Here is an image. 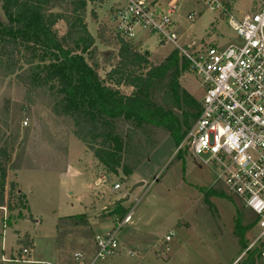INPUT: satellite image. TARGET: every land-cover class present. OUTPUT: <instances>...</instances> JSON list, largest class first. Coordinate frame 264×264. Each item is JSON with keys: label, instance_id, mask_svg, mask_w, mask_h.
<instances>
[{"label": "rangeland", "instance_id": "obj_1", "mask_svg": "<svg viewBox=\"0 0 264 264\" xmlns=\"http://www.w3.org/2000/svg\"><path fill=\"white\" fill-rule=\"evenodd\" d=\"M88 1L86 21L96 37L97 52L87 58L99 65L98 72L105 77L116 61L112 55L118 25L115 11L125 1ZM219 1L226 10L211 9L200 0L163 1L176 3L173 20L179 45L195 42L225 48L242 43L229 19L233 16L239 21L256 12L258 0ZM0 19H5L1 4ZM56 27L60 35L67 31L64 21ZM138 38L143 41L140 49L150 52L154 64L174 49L141 27L136 29ZM179 58L182 67L183 58ZM30 74L25 62L9 71L0 60V147L6 151V198L11 195L14 204L25 194L28 203V209L8 211L0 207V264H70L75 251H94L95 237L117 228L118 215L113 212L117 202L141 181L144 185L136 187L120 206L131 218L117 232L118 252L98 264H243L247 260L240 239L243 237L249 246L255 241L260 230L257 224L243 230L256 215L248 208L244 211L242 203L219 180L222 169L207 161L210 154L197 158L188 148L179 153L166 129L118 119L117 132L128 141V149L131 147L125 160L134 169L127 180L121 170L111 174L74 135L73 118L57 108L49 91L31 82ZM201 80L186 68L178 81L201 102ZM121 90L132 91L129 87ZM168 97L161 87L155 100L180 114ZM11 183L16 185L12 193ZM117 183L120 190H114ZM208 190L212 193L205 198ZM243 212L247 218H239ZM81 214L85 222L75 225L73 221L79 222L76 216ZM26 234L34 246L19 254L22 245L18 239ZM167 235L171 240H166Z\"/></svg>", "mask_w": 264, "mask_h": 264}, {"label": "trees", "instance_id": "obj_2", "mask_svg": "<svg viewBox=\"0 0 264 264\" xmlns=\"http://www.w3.org/2000/svg\"><path fill=\"white\" fill-rule=\"evenodd\" d=\"M88 2L0 0L5 16L4 20L0 19V60L9 71L25 62L31 68V82L49 91L56 99L57 108L73 118L74 135L85 142L98 164L111 174H118L121 170L127 180L134 168L125 160L129 143L117 132L116 120L164 128L179 147L200 115L201 102L179 85L183 69L190 67L177 49L174 48L161 63L154 64L150 52L141 50L134 38L117 27L113 35L116 52L112 54L116 61L106 76L101 77L99 65L90 63L87 58V55L90 58L97 52L96 37L86 21ZM94 2L102 3L103 0ZM61 21L67 28L63 35L56 29ZM179 56L183 58L182 67ZM123 87L132 91L125 93L121 90ZM161 87H165L168 98L180 114L169 104L165 106L156 102V92ZM5 154V149L0 147V207H6L8 211L28 209L25 194L19 196L16 199L19 201L14 204L10 202L11 195L6 198ZM15 186L10 184V193ZM211 193L212 190L206 191L204 197ZM121 204L117 202L113 209L118 219L127 213L120 208ZM242 208L245 211L243 203ZM242 216L247 218L246 212L239 214V218ZM76 218L80 221H73L75 225H81L86 219L82 214ZM65 219L73 220L69 216ZM257 221L256 216L252 217L243 231L252 229ZM239 235L243 236V233ZM246 242L243 237L240 239L241 249L247 250V260L243 264H263L261 253L264 244L248 249L249 243ZM18 243L22 245L19 254L34 246L29 234L18 239Z\"/></svg>", "mask_w": 264, "mask_h": 264}, {"label": "built area", "instance_id": "obj_3", "mask_svg": "<svg viewBox=\"0 0 264 264\" xmlns=\"http://www.w3.org/2000/svg\"><path fill=\"white\" fill-rule=\"evenodd\" d=\"M124 1L115 11L120 31L135 38L137 27H141L159 35L202 78L201 112L178 151L188 148L197 158L210 154L207 161L222 169L219 180L258 219L260 230L248 249L264 244V0H258V10L241 20L230 17V25L242 43H230L225 48L195 42L179 45L173 20L176 3L157 9L148 0ZM200 1L211 9L226 10L219 0ZM121 188L119 183L114 185V190ZM130 218L129 213L116 219L117 228L95 237L93 252L75 251L70 264H98L118 252L117 232ZM166 240L171 236L167 235ZM261 255L264 259V248Z\"/></svg>", "mask_w": 264, "mask_h": 264}, {"label": "crops", "instance_id": "obj_4", "mask_svg": "<svg viewBox=\"0 0 264 264\" xmlns=\"http://www.w3.org/2000/svg\"><path fill=\"white\" fill-rule=\"evenodd\" d=\"M150 3H152V5L154 6V7H156L157 9H165L166 7H168L169 6V2L168 3H164L163 1L164 0H148ZM134 40H135V42L138 44V46L140 47V48H143V41H142V39L141 38H138V39H135L134 38ZM145 50H147V49H145ZM148 51V50H147ZM4 209H5V207H3ZM110 231V230H109ZM108 232V231H107ZM167 248V247H166ZM90 252H93V251H90ZM245 253V251H243L242 253H241V256H243V254ZM240 256V257H241ZM240 257H238V258H236V260H235V262H237L238 260H239V258ZM262 261H264V259L262 258ZM234 263V262H233Z\"/></svg>", "mask_w": 264, "mask_h": 264}, {"label": "water", "instance_id": "obj_5", "mask_svg": "<svg viewBox=\"0 0 264 264\" xmlns=\"http://www.w3.org/2000/svg\"><path fill=\"white\" fill-rule=\"evenodd\" d=\"M142 185H144V182H143V181L136 183V184L130 189V191H129V193L127 194L126 198H125V199H122V200H119L118 202H123V201H125V200H128V199L130 198V194L133 192V190H134L136 187H138V186H142Z\"/></svg>", "mask_w": 264, "mask_h": 264}]
</instances>
